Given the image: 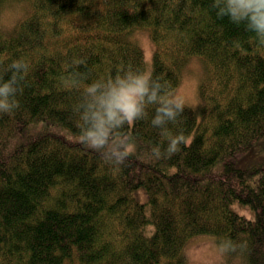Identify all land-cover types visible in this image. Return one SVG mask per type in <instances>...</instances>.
<instances>
[{
	"label": "trees",
	"instance_id": "obj_1",
	"mask_svg": "<svg viewBox=\"0 0 264 264\" xmlns=\"http://www.w3.org/2000/svg\"><path fill=\"white\" fill-rule=\"evenodd\" d=\"M212 3L0 0V12L21 9L0 29V75L9 78L14 60L29 65L19 108L0 113V264H187L184 248L199 235L246 243L228 254L264 264V163L237 165L264 137V46L243 25L217 18ZM141 30L154 45L149 73L172 93L184 67L201 62L200 106L184 105L166 135L151 125L149 106L147 119L124 129L143 156L111 166L51 127L79 135L74 109L86 83L148 72L134 39ZM180 133L187 143L179 153L148 158ZM140 188L146 203L134 196Z\"/></svg>",
	"mask_w": 264,
	"mask_h": 264
},
{
	"label": "clouds",
	"instance_id": "obj_2",
	"mask_svg": "<svg viewBox=\"0 0 264 264\" xmlns=\"http://www.w3.org/2000/svg\"><path fill=\"white\" fill-rule=\"evenodd\" d=\"M211 7L217 18L227 17L231 23L243 25L246 31L255 34L258 45L264 46V0H213ZM28 69L29 65L23 60H14L4 69V75L10 73L9 78L5 80L0 75V113L10 115L19 108L17 96L23 91L24 74ZM80 96L74 109L78 115L79 142L111 166L124 165L133 155L137 159L143 156L137 152L135 137L124 129L147 119L149 106H156L151 125L164 135L168 132L167 125L175 123L184 112V102L166 89L158 78L133 69L86 83ZM186 143L183 133L170 135L163 152L159 146H154L149 150L148 158L171 157ZM245 247L246 243L237 244L232 240H225L220 245L224 253Z\"/></svg>",
	"mask_w": 264,
	"mask_h": 264
},
{
	"label": "rangeland",
	"instance_id": "obj_3",
	"mask_svg": "<svg viewBox=\"0 0 264 264\" xmlns=\"http://www.w3.org/2000/svg\"><path fill=\"white\" fill-rule=\"evenodd\" d=\"M14 7L16 6L14 5ZM20 10L19 8H6L0 12V29L9 30L19 17ZM134 39L143 49L149 73L152 65L154 45L145 30L136 32ZM202 75L201 62L197 59H192L184 67L182 81L174 93L184 102V105L191 107L195 111L199 110L200 106L199 84ZM38 128H43V124L39 125ZM51 130L68 138H79V135L73 134L70 130L63 127H51ZM262 163H264V137L258 139L248 152L237 159V165L244 168H250ZM134 196L141 203L148 202V194L144 188L136 190ZM231 208L247 219L252 220L255 218V212L239 202H232ZM221 243L212 235H199L192 238L184 248L187 264H239L237 258H232L228 253L221 251Z\"/></svg>",
	"mask_w": 264,
	"mask_h": 264
}]
</instances>
